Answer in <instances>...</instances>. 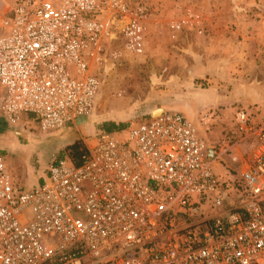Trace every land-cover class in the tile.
<instances>
[{
  "label": "built area",
  "instance_id": "1",
  "mask_svg": "<svg viewBox=\"0 0 264 264\" xmlns=\"http://www.w3.org/2000/svg\"><path fill=\"white\" fill-rule=\"evenodd\" d=\"M7 9L0 113L47 133L89 115L109 57L145 51L153 0H12ZM184 27L202 32L198 15L169 23L173 36ZM214 115L200 123L209 129ZM249 117L236 112L255 145L233 180L179 111L84 139L79 164L57 158L28 189L0 153V264H264V120Z\"/></svg>",
  "mask_w": 264,
  "mask_h": 264
},
{
  "label": "rangeland",
  "instance_id": "2",
  "mask_svg": "<svg viewBox=\"0 0 264 264\" xmlns=\"http://www.w3.org/2000/svg\"><path fill=\"white\" fill-rule=\"evenodd\" d=\"M255 10V4L234 0H153L145 51L141 54L123 52L107 59L100 70V86L93 109L84 121H76L67 130L42 133L36 125L20 123L12 127L4 120L1 134L12 131L18 144L2 151L15 180L21 186H33L48 164L60 158L65 147L74 140L83 143L84 139L103 130L105 123L138 122L162 110L180 111L185 116L196 113L199 132L206 135L207 145L216 150L215 170L235 179L255 145L254 137L239 133L236 112L247 110L250 126L264 120V40L261 43L250 36L246 41L252 39L253 46L238 48L243 41L239 33L244 31L240 16H234L233 20L237 21L233 23L222 21L233 28L226 35L228 48L223 51L221 46H216L221 43L220 39L206 38L194 28L184 27L173 36L169 23L198 15L203 34L207 35L205 18L209 15L256 16ZM249 24L252 28L253 22ZM113 47L120 48V44L110 43L109 48ZM210 95L216 96V100L203 105L200 100L205 101ZM208 111H214L215 115L206 129L200 118ZM234 197L229 196L226 203L231 199L235 202ZM226 203L212 208L207 204L201 208V213L220 212L226 208Z\"/></svg>",
  "mask_w": 264,
  "mask_h": 264
},
{
  "label": "crops",
  "instance_id": "3",
  "mask_svg": "<svg viewBox=\"0 0 264 264\" xmlns=\"http://www.w3.org/2000/svg\"><path fill=\"white\" fill-rule=\"evenodd\" d=\"M239 2V3H243V4H255V6H256V8H257V10H255L254 11V13L256 14V16H248V15H246V14H244V15H209V17H208V19L207 18H205L206 19V26H207V28H208V30H207V32L208 33H206L207 35H204L203 34V31L201 32V33H198V34H201V35H203L204 37H209L210 39H214V37H215V40H217V39H220V42L221 43H216V46H221V48H223L221 51H223V50H225L224 48L225 47H227L228 48V45H226L225 43L227 42V39H226V37H228V36H226V35H228V32H229V34H230V32H232L233 31V28H232V26L230 25L229 27H230V30L228 31V29H229V27H228V25L226 24V22L225 23H222V21L224 20V21H227V22H229V23H233L234 22V20H236V19H234L233 20V17L234 16H238V18H239V16L240 17H242L243 19H242V24H243V27L242 28H244V31H243V34H241V33H239L240 34V36H242L243 37V41H242V43L241 44H239V45H237L238 46V48H244L245 46L246 47H251V46H253L252 45V39H251V41L249 40V42L247 43V41H246V38H247V40L250 38V36L252 37V38H255V39H258L261 43H263V40L264 39H261V37H264V7H262V5H264V0H234V2ZM11 2H12V0H0V10H1V12H4V13H6V11L8 10L7 8L10 6V4H11ZM244 8V7H243ZM252 17V18H251ZM239 20V19H238ZM233 21V22H232ZM237 21V20H236ZM253 22V27L251 28V27H249L250 26V24H249V22ZM225 25V26H224ZM219 34H221V35H223V36H225L224 38H221L222 36L221 35H219ZM229 36H231V35H229ZM197 37V36H196ZM198 38V37H197ZM212 39V40H213ZM147 45V44H146ZM259 46H260V44H259ZM258 46V47H259ZM257 47V48H258ZM261 47V46H260ZM259 47V50L261 49ZM207 50V49H206ZM206 52H208V51H206ZM213 52H215L214 50H213ZM211 61H214L213 59H211ZM200 73V74H203V73H201L200 71H197L196 73ZM205 75H206V73H204ZM3 93H4V91H3V89L0 87V104H1V101H2V99H3ZM197 100H199V99H197ZM214 100H216V96L214 97L213 95L211 96H209V98H206V100L205 101H203V100H200V101H202L203 102V105H205V104H210V103H212ZM198 108H201V106H199ZM198 108H196V109H198ZM170 111V110H169ZM180 112V111H179ZM153 114H154V112L153 113H151L149 116H153ZM196 113H194V112H191V113H188V118H190L195 124H197V122H198V119H196V117L194 118V115H195ZM149 116H147V117H149ZM147 117H144V118H147ZM143 118V119H144ZM85 120V118L83 117V118H81L80 120H78V123H80V122H82V121H84ZM3 122H4V119H3V117H2V115H1V113H0V126H1V128H0V153L2 154V151H7V148H8V150H11L13 147H15L16 145H18L17 144V140H15L14 139V136H13V132L11 131V133L10 132H5L6 134H4V135H2L1 134V131H2V127H3ZM75 124V123H74ZM82 124V123H81ZM128 124V123H127ZM73 124H71V125H68L67 127H65L64 129L65 130H67V129H69V128H71V126H72ZM198 125V124H197ZM10 126V125H9ZM12 127H15V126H13L12 125ZM101 131H104V129L103 130H99L98 132H96V133H94V135H96V134H98L99 132H101ZM89 132H91V129H90V131ZM94 135H91L90 137H88V138H91L92 136H94ZM200 135L205 139V141H206V143H207V140H206V135H204L203 133H201L200 132ZM208 148H209V153L211 154V155H213L214 153H216V150L213 148V147H211V146H208ZM44 175L45 174H43L41 177H40V180L35 184V185H37L41 180H42V178L44 177ZM225 175V174H224ZM12 177H13V175H12ZM13 181H14V183L16 184V185H18V186H21L18 182H17V180H15V178L13 177ZM35 185H33V186H30V187H34ZM21 187H23V188H30L29 186L28 187H24V186H21Z\"/></svg>",
  "mask_w": 264,
  "mask_h": 264
},
{
  "label": "trees",
  "instance_id": "4",
  "mask_svg": "<svg viewBox=\"0 0 264 264\" xmlns=\"http://www.w3.org/2000/svg\"><path fill=\"white\" fill-rule=\"evenodd\" d=\"M125 126L126 124H116L113 122H108L105 123L103 128L105 132H112L120 130ZM83 153L84 145L80 140L76 139L65 147V151L61 157H67L73 164L77 165L80 163V159Z\"/></svg>",
  "mask_w": 264,
  "mask_h": 264
},
{
  "label": "bare ground",
  "instance_id": "5",
  "mask_svg": "<svg viewBox=\"0 0 264 264\" xmlns=\"http://www.w3.org/2000/svg\"><path fill=\"white\" fill-rule=\"evenodd\" d=\"M157 111H158V110H157ZM157 111H156V112H157ZM157 113H158V112H157Z\"/></svg>",
  "mask_w": 264,
  "mask_h": 264
}]
</instances>
